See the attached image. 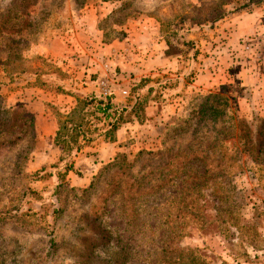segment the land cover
I'll return each mask as SVG.
<instances>
[{
    "label": "rangeland",
    "instance_id": "374dc122",
    "mask_svg": "<svg viewBox=\"0 0 264 264\" xmlns=\"http://www.w3.org/2000/svg\"><path fill=\"white\" fill-rule=\"evenodd\" d=\"M14 1L0 0V16L9 10L12 21ZM28 1L30 24L21 27L22 35L6 34L9 41L24 40L28 48L13 64L19 67L15 74L0 69V103L12 112L4 115L8 131H0V264H103L113 259L152 264L166 236L179 227L174 221L182 182L198 184L186 200L203 206L201 212L189 209L204 223L191 224L179 245L199 249L208 264H264V140L257 158L228 132L235 116L254 132L261 124L257 118H264V6L253 2L211 27L194 25L187 36L195 47L188 55L198 53L185 61L184 55L167 52L168 46L172 52L184 48L178 27L161 34L156 15L168 14L167 0ZM191 1L201 6L216 0ZM241 3L230 0L228 9ZM22 68L26 71L20 73ZM142 79L149 83L141 87ZM105 80L110 95L122 104L133 103L150 86L164 87L151 93L159 98L147 107L144 123L135 118L119 130L116 154L102 158L97 149L114 142L97 140L73 153L74 169L60 174L65 160L63 146L55 142L59 120L76 106L79 94L110 96L102 93ZM206 98L207 103L230 105L216 121L222 134L211 131L213 123L201 130L210 135L203 147L216 136L224 138L217 151L221 174L211 176L213 188H204L191 165L180 179L173 178L170 165L162 178L153 171L162 159L156 154L167 150L170 160L177 146L189 145L194 121L185 125L178 141L174 129ZM70 101L71 108L65 104ZM234 150L241 165L236 173ZM139 179L148 183V192L136 198Z\"/></svg>",
    "mask_w": 264,
    "mask_h": 264
},
{
    "label": "trees",
    "instance_id": "16d2710c",
    "mask_svg": "<svg viewBox=\"0 0 264 264\" xmlns=\"http://www.w3.org/2000/svg\"><path fill=\"white\" fill-rule=\"evenodd\" d=\"M167 1L168 3L166 6L168 7V14L156 15L161 24V34L164 35L167 32L169 33L175 25L176 28L178 27L177 29L181 39L180 44L185 49L182 48L178 52H172V47L168 46L167 52L172 56L184 55L185 61L192 59L195 60L198 53V51H196L193 56L188 55V50L195 47V41L187 36L193 33L194 25L202 27L209 24L211 27L235 10L248 7L253 2L255 6H264V0H244V3H241L240 6L231 9H228L230 0H216L213 3L203 4L201 6H196L191 0ZM83 2L81 5L84 4ZM28 5H31L28 0H15L10 8L11 10H17L12 21L9 19L11 15H7L9 10L0 16V69L2 71L1 73H8V76H12L19 69L18 65L14 66L13 64L19 62L23 51L28 48V44L24 43V40L22 39L9 41L6 34L12 31V33H15L16 35H22L21 27L25 28L30 24L28 19L30 13L26 11ZM123 5L126 6L127 3L124 1ZM121 10H123V8L117 9L116 13ZM22 18L24 20L23 23L21 22ZM179 22H181L182 26H177ZM187 23L188 26H186ZM36 32L37 29L34 33ZM6 41L7 43L4 44ZM5 53L6 56L3 57L1 54ZM25 71L26 70L22 68L20 73ZM1 73L0 76H2ZM191 74H193V70ZM44 82L45 81H43V83ZM147 83H149V80L142 79L140 86L142 87ZM163 87V85H159L158 87H148V93L144 95L137 94L131 104L119 103L111 95L104 98L98 97L95 94H77L76 106L68 115L59 120L58 130L56 132L55 142L57 145L63 146L64 156L61 157V159L65 160V171L60 174L67 175L69 171L74 169L73 162L69 161L73 153L76 154L80 152L84 147L96 143L97 140L115 142L119 130L127 123L132 122L135 118L138 122L144 123L147 107L151 105V101L158 100L159 98L157 94L152 96L151 93L154 91L158 93ZM210 96L219 97V99L223 98L218 93H212ZM208 99L209 98H206L204 103H196L195 109L191 112L190 116H186V118L183 119L180 117L179 125L174 129L175 133L173 137L178 141L179 135L184 132L185 125H190L194 121V138L189 145L185 147L177 146L174 157L170 160H168L167 157V150L166 152H158L156 154L161 156L162 159L159 160L158 165H154L153 171L160 173L162 178L164 177V174L167 173V168L170 165H174L172 171H175L173 178L176 179H180L182 174L185 173L186 165H191L193 167L195 178L204 180V188H213L211 187L212 184L210 183V179L211 176L215 177L216 174H221V170L217 171L216 169L222 164V156L217 151L221 150L223 147L221 143L224 138L216 136L214 143L210 141L203 147L206 137L210 135L203 133L201 130L207 123H213L214 127L211 131L216 132L218 135L222 134L224 130L216 129V121L218 115L226 114V109L224 110V107L228 108L230 105L229 103H207ZM8 113L10 114L12 112H10V110L6 111L3 103H0L1 132L8 131L9 129L7 120L4 117V115ZM17 114V111H13V116H16ZM234 118L231 126L229 125L231 129H229L228 132L237 136L239 142H243L250 155H257V158L260 157V154L263 151L264 118H257L258 121H261L260 125L255 126V128H258L257 132H254L252 127L245 120L239 119L237 116ZM254 142H257V146L254 145ZM208 150H212V153L208 154ZM233 154V161L231 162L232 171L236 173L241 165L239 164V156L235 150L233 151ZM139 155L140 153L138 156ZM134 160L132 162H134ZM123 161L125 160L123 159ZM195 164L198 166L194 167ZM200 169H203V171L201 170L199 173L198 171ZM37 174L38 173H36V175ZM182 183L179 184V187L177 188L178 193L183 191L180 195L181 200L178 202L180 205V212L174 221V227H179L176 231L166 236L163 241L164 245L159 247L158 253H155L156 255L158 254V257H155V259L151 261L152 264H208L206 256L199 253V249L181 247L178 243L181 238L188 234L189 226L191 224L202 226V223H204L202 215H195L194 212L189 209V206L190 208L195 207L196 210L200 208L201 212L203 206L201 204L198 206L196 203L195 205L189 204L186 200L190 192L194 191L193 194L196 193L195 187H198V184L193 183L190 186H184ZM135 186L136 198L141 197L148 192V183L143 182L142 179L135 181ZM178 229H180V232H178ZM115 260L116 259H113L111 262L106 261L103 264H118Z\"/></svg>",
    "mask_w": 264,
    "mask_h": 264
},
{
    "label": "crops",
    "instance_id": "0c3cea01",
    "mask_svg": "<svg viewBox=\"0 0 264 264\" xmlns=\"http://www.w3.org/2000/svg\"><path fill=\"white\" fill-rule=\"evenodd\" d=\"M169 64H173V63H169ZM88 89V88H86ZM68 100V99H67ZM67 102V101H66ZM68 104L67 107L73 106V101H70V103H65ZM65 106V105H64ZM121 131L118 132V140L114 143H105L102 144L97 150L100 152V156L102 158H107V157H111L114 154H116L117 151H119L120 148L117 147V143L121 140ZM82 156V155H81Z\"/></svg>",
    "mask_w": 264,
    "mask_h": 264
},
{
    "label": "built area",
    "instance_id": "2783aa9c",
    "mask_svg": "<svg viewBox=\"0 0 264 264\" xmlns=\"http://www.w3.org/2000/svg\"><path fill=\"white\" fill-rule=\"evenodd\" d=\"M108 82H109V80H105V81H102V87H103V90H102V93L105 95V96H108V95H110L111 94V88L109 87V85H108ZM123 93L124 94H127V91L126 90H124L123 91Z\"/></svg>",
    "mask_w": 264,
    "mask_h": 264
}]
</instances>
